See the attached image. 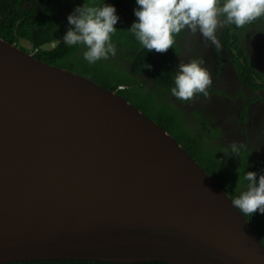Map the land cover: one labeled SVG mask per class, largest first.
Masks as SVG:
<instances>
[{
    "label": "water",
    "instance_id": "95a60500",
    "mask_svg": "<svg viewBox=\"0 0 264 264\" xmlns=\"http://www.w3.org/2000/svg\"><path fill=\"white\" fill-rule=\"evenodd\" d=\"M231 198L118 90L0 36V263L264 264Z\"/></svg>",
    "mask_w": 264,
    "mask_h": 264
},
{
    "label": "trees",
    "instance_id": "16d2710c",
    "mask_svg": "<svg viewBox=\"0 0 264 264\" xmlns=\"http://www.w3.org/2000/svg\"><path fill=\"white\" fill-rule=\"evenodd\" d=\"M84 3L85 0H0V36L16 44H19L22 39L28 40L32 48H39L35 56L40 60L79 72L108 89L118 90L138 109L168 130L231 197L237 192L240 172L243 174L244 171H254L257 173V178H259V175L264 174V161L262 160L242 157L237 162L227 157L225 152L221 150L223 149L222 145L210 147L201 143L200 140L198 142L199 138H197L195 132L183 125L185 115L182 110L161 102L160 97L163 95L156 94L159 96L156 97L154 90L150 91L136 77V74L142 71L151 70L158 80L156 89L161 88L164 92L171 93L175 75L171 62L175 60L179 51H181L177 38L182 35V32L176 36L173 48H170L167 52H149L142 47L134 34L129 31L131 25L137 20L134 14L135 9L138 7L137 0H94L96 4L107 3L115 6L119 20L115 26L117 30L112 36V41L119 49H129L130 68L129 70L127 68L117 69L106 64L104 60L89 64L83 59V52L86 50L84 46H69L63 42L64 35L72 27L68 23V16L73 13L77 6ZM123 3L126 7L123 6ZM262 25H264V18L246 25L244 28H237L234 24L225 25L220 31L222 43L228 50L234 67L238 70L240 80L251 89L263 87V84L257 83L256 79V76L261 78L262 75L247 54L243 38L247 30H253L255 27ZM55 42L54 47H47L48 44ZM181 102L187 103L190 101ZM243 187H245V184L239 185V188L242 189ZM249 221L264 244V214L257 211ZM0 264L172 263L160 260L123 263L55 259L13 261Z\"/></svg>",
    "mask_w": 264,
    "mask_h": 264
},
{
    "label": "clouds",
    "instance_id": "9594fccd",
    "mask_svg": "<svg viewBox=\"0 0 264 264\" xmlns=\"http://www.w3.org/2000/svg\"><path fill=\"white\" fill-rule=\"evenodd\" d=\"M136 22L129 31L147 51L167 52L176 42V36L187 30L199 34L215 48H220L217 29L225 25L244 28L264 18V0H137ZM119 17L114 5L96 4L85 0L68 16L72 26L63 37L69 46L82 45L83 59L89 64L115 56L117 48L112 41ZM203 58L181 61L174 75L171 94L180 101H192L197 94L208 97L212 78ZM242 145L231 143L226 155L240 154ZM240 172V170H239ZM240 184H245L242 189ZM237 192L231 198L233 207L245 217L259 211L264 214V174L240 172Z\"/></svg>",
    "mask_w": 264,
    "mask_h": 264
},
{
    "label": "flooded vegetation",
    "instance_id": "af4514ba",
    "mask_svg": "<svg viewBox=\"0 0 264 264\" xmlns=\"http://www.w3.org/2000/svg\"><path fill=\"white\" fill-rule=\"evenodd\" d=\"M123 6L126 7L124 3ZM221 28L216 33L220 41L219 49L205 41L199 32L192 34L187 30L182 31V35L177 38L181 51L171 62L176 73L181 61L203 58L204 66L212 78L208 97L197 94L194 100L183 103L171 93L156 89L158 80L151 70L142 71L136 77L150 91L154 90L155 95H163L160 97L161 102L182 110L185 115L183 125L195 132L198 142L200 140L210 147L222 145L221 150L229 152L231 143L236 142L242 145L240 154L227 157L237 162L242 157L264 161V28H259L256 33L247 30L243 38L247 54L262 75L261 78L256 76V79L263 87L256 89L249 88L240 80L238 70L222 43ZM50 44H53L49 47L52 48L56 42ZM116 48V55L104 60L105 63L117 69L129 70V49Z\"/></svg>",
    "mask_w": 264,
    "mask_h": 264
},
{
    "label": "rangeland",
    "instance_id": "374dc122",
    "mask_svg": "<svg viewBox=\"0 0 264 264\" xmlns=\"http://www.w3.org/2000/svg\"><path fill=\"white\" fill-rule=\"evenodd\" d=\"M220 28H221V27H220ZM259 28H264V25L255 27V28L252 30V32H253V33H256V31H257ZM20 45H21V46H24V47H25L26 49H28V50H30V49L32 48L31 43H30L28 40H25V39H22V40L20 41ZM50 46H53V44H50V45H48L47 47H50Z\"/></svg>",
    "mask_w": 264,
    "mask_h": 264
},
{
    "label": "built area",
    "instance_id": "2783aa9c",
    "mask_svg": "<svg viewBox=\"0 0 264 264\" xmlns=\"http://www.w3.org/2000/svg\"><path fill=\"white\" fill-rule=\"evenodd\" d=\"M30 50H31V52H32L33 54H35V53L39 50V48H38V47H36V48H31Z\"/></svg>",
    "mask_w": 264,
    "mask_h": 264
}]
</instances>
